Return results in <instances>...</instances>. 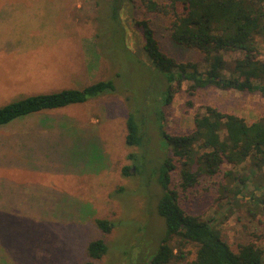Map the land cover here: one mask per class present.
<instances>
[{
  "label": "rangeland",
  "instance_id": "obj_1",
  "mask_svg": "<svg viewBox=\"0 0 264 264\" xmlns=\"http://www.w3.org/2000/svg\"><path fill=\"white\" fill-rule=\"evenodd\" d=\"M115 5L114 0H0V106L101 78L115 79L120 90L0 126V264H82L90 259L88 243L97 237L109 245L97 264H144L166 231L158 210L163 189L157 169L165 156H174L163 143L157 114L163 113L171 134L191 131L195 114L209 104L249 122L264 114L262 90L208 86L190 95L189 81L163 104L164 83L151 71L136 19H148L163 50L178 61L197 62L204 70L203 53L175 45L165 21L140 0L125 1L112 20ZM257 41L264 57V37ZM224 55L233 61L243 53ZM130 103L147 109L142 145L126 142ZM132 153L144 163L140 172ZM126 166L132 167L128 175ZM223 168L251 173L249 163ZM179 180L175 169L171 185L188 213L216 216L215 226L234 250L251 242L264 249V214L252 216L249 203L235 198L261 197L264 187L249 182L243 193L223 192L224 185H233L224 173L202 177L187 191ZM98 218L115 227L104 232ZM186 249L194 256L193 245Z\"/></svg>",
  "mask_w": 264,
  "mask_h": 264
},
{
  "label": "trees",
  "instance_id": "obj_2",
  "mask_svg": "<svg viewBox=\"0 0 264 264\" xmlns=\"http://www.w3.org/2000/svg\"><path fill=\"white\" fill-rule=\"evenodd\" d=\"M125 1L132 3L134 0H114L112 20L119 15L120 6ZM140 2L147 12L165 21V28L175 45L200 51L207 64L202 70L197 62L178 61L163 50L157 29L150 21L136 19L135 24L143 31V50L154 65L151 71L164 83L163 104L173 101L184 81L190 82V95L208 86L264 92V57L257 41L259 36L264 37V0ZM228 51H240L243 56L231 61L224 55ZM119 75L122 77L120 71ZM116 91L120 90L115 79L101 78L81 87L27 95L0 106V126L32 113L85 103ZM189 104H193L192 100ZM130 107L126 142L142 145L145 133L141 124L149 117L147 109L134 107L131 103ZM157 115L163 143L174 156H165L157 169L163 189L158 210L166 219V231L144 264H264V249L251 242L234 250L215 226L217 217L203 219L188 213L179 201L178 190L171 185L172 171L178 169L179 185L184 191L197 185L202 177L212 178L220 173L230 179L228 184H233L224 185L223 192L236 190L243 193V187L248 188L249 182H254L256 188L264 187L263 181L258 179L264 178V114L249 122L245 117L223 112L209 104L203 112L195 114L194 128L184 134L167 132L163 113ZM130 156L136 162V171H142L144 163L137 162L138 154ZM226 163L233 167L249 163L251 173L238 175L234 168L224 170ZM131 170L132 167L126 166L123 173L128 175ZM235 198L249 203L247 211L252 216L264 214V195H252L249 200ZM96 223L106 233L115 227L108 218H98ZM174 240H177L176 244ZM188 245L195 247L194 256L190 249H186ZM108 251L109 245L104 237L93 238L87 245L90 259L82 264H97L96 259H101Z\"/></svg>",
  "mask_w": 264,
  "mask_h": 264
}]
</instances>
